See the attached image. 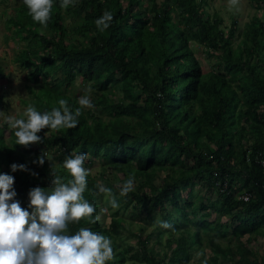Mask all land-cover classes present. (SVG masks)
Instances as JSON below:
<instances>
[{"label":"trees","instance_id":"16d2710c","mask_svg":"<svg viewBox=\"0 0 264 264\" xmlns=\"http://www.w3.org/2000/svg\"><path fill=\"white\" fill-rule=\"evenodd\" d=\"M251 1L264 8V0ZM209 5V0H74L62 7L56 0L47 32L25 4L7 19L18 27L22 43L13 55L29 94L22 103L43 111L65 99L73 111L82 108L77 126H46L35 144L6 142L1 129L0 171L11 172L13 162L28 166L13 173L16 199L27 206L31 187L51 188L54 175L70 179L63 161L83 151L85 167L98 161L102 179L118 178L122 185L134 176L133 190L125 195L106 185L124 209L148 206L170 223L136 236L137 247L121 246L124 218L118 210L109 212L110 199L102 201L97 175L88 170L84 195L96 206L93 215H103L95 223L81 218L69 230L90 227L111 236L115 258L108 264H220L221 258L226 264H264V253L249 246L264 237V20L249 19L237 36V20L223 25ZM105 10L113 21L102 31L95 21ZM195 46L204 59L215 58L208 69ZM8 76L0 66V79ZM78 77L89 84L92 107L79 104L73 90ZM2 98L0 93V105ZM44 153L43 164L33 162ZM197 183L216 198L192 193ZM211 211L218 216L209 218ZM152 235L163 247L158 252L147 248ZM229 235L233 246L216 239Z\"/></svg>","mask_w":264,"mask_h":264},{"label":"clouds","instance_id":"9594fccd","mask_svg":"<svg viewBox=\"0 0 264 264\" xmlns=\"http://www.w3.org/2000/svg\"><path fill=\"white\" fill-rule=\"evenodd\" d=\"M74 0H60L67 7ZM32 18L46 25L52 15L56 0H24ZM113 21V13L105 10L96 18L100 30L107 29ZM79 104L92 107L94 102L88 95L79 97ZM59 107L51 110H39L35 104H29L23 115H8L6 123L15 131V143L29 145L42 140L40 130L74 128L79 124L81 107L73 111L65 99L59 100ZM40 155L34 163L43 164L45 156ZM86 152L69 154L63 161L71 173L65 181L61 175H54L52 187L34 186L29 190L27 206L16 199L14 187L17 169L28 170L25 163L11 164V172L0 171V264H108L115 258L114 243L111 236L95 231L90 227H80L75 232L69 230L70 223L81 218L95 223L99 218L93 215L96 206L84 195L88 185ZM33 175H38L31 170ZM134 187V176L124 181L120 191L127 194ZM99 191L112 193V189L103 184ZM113 207L118 201L111 198ZM161 226L170 227L166 220Z\"/></svg>","mask_w":264,"mask_h":264},{"label":"rangeland","instance_id":"374dc122","mask_svg":"<svg viewBox=\"0 0 264 264\" xmlns=\"http://www.w3.org/2000/svg\"><path fill=\"white\" fill-rule=\"evenodd\" d=\"M210 5L208 6L209 13H214L213 11H217L219 16L223 20V25L229 26L231 20L234 18L237 20L238 28L235 35L238 36L239 32L242 30L244 23L247 22L249 19L259 17L260 19L264 20V8L262 6L260 8H255L253 1L251 0H209ZM21 4H25L24 0H0V66L2 67L3 71L7 74H10L6 79H0V93L3 95L2 104L0 105V132L2 129L4 139L6 142L9 141L10 138L15 139L14 129H11L5 121V118L8 115H23L25 105L22 103L21 98L29 97L28 92L25 88V76L22 69L15 63L13 60V55L17 53L19 47L22 43L18 40V36L16 35L19 30L17 26H12V24L7 23V19L10 15H14L15 11L18 13L19 7ZM17 7V8H15ZM39 26L47 32V26L38 23ZM19 34V33H18ZM197 54L204 65V69H208L210 65V61H214L215 58L208 60L204 59L205 56L200 53V49L195 46ZM216 61V60H215ZM73 90L78 94V97L86 95L90 92L89 84L87 82L80 83V77L76 79L75 85ZM86 92V93H84ZM90 95V94H89ZM88 95V96H89ZM35 144V142H33ZM44 151H48L43 149ZM91 174H96L97 181L100 184L108 185L113 184L114 192L117 194H121V187L118 178H115L113 183L110 179H102L99 175L100 173V163L98 161H94L89 163L86 167ZM163 176L161 173L160 176L156 179V185H158L160 181V177ZM188 188V187H187ZM186 188L182 192L183 197H187L189 190ZM214 192V191H213ZM192 193H199L204 194V196H210L211 198H216V193L213 194L209 193L207 188H204L201 184H195V188H193ZM125 195V194H121ZM113 195L111 193H104V197H102V201L105 198H111ZM108 202L111 204V202ZM104 205V204H103ZM118 210V212L124 218V225L126 230L122 233L119 237V243L121 246L123 245H131L133 247H137V237L142 235V238L147 235L151 234V232L156 229V226H160V228H164L161 226V221L163 220L160 215V210H155L149 212L148 206L147 207H128L126 209L123 208L122 203H118V207H113L112 204L109 208L110 211ZM209 209H206V211ZM103 213H99L98 216L102 217ZM218 216V213L215 211H211V215L209 218H214ZM227 217L225 215L221 216V221H225ZM109 223V218H105L104 224L107 225ZM140 227H144V230L141 232L139 230ZM132 233V234H131ZM166 232L162 234V241L166 239ZM156 236L152 235L150 242L147 244V248L153 249L155 252L160 251L163 247H160L159 244H154L153 241L155 240ZM232 237L229 235L227 237L218 236L216 239L221 242L223 245L228 244L229 246H233ZM245 240V237H242ZM250 248L254 249L255 252L259 255L264 253V237L259 236L256 240H253L249 244ZM201 245H197L196 250H200ZM205 256L208 257L210 255L209 247L204 248ZM197 255L192 257V260H195ZM220 264H226L220 259ZM124 264H132L131 260L126 261ZM137 264H145L143 261H137Z\"/></svg>","mask_w":264,"mask_h":264},{"label":"built area","instance_id":"2783aa9c","mask_svg":"<svg viewBox=\"0 0 264 264\" xmlns=\"http://www.w3.org/2000/svg\"><path fill=\"white\" fill-rule=\"evenodd\" d=\"M242 198H243L244 200H247V199L249 198V195H248V194H244V195L242 196Z\"/></svg>","mask_w":264,"mask_h":264}]
</instances>
